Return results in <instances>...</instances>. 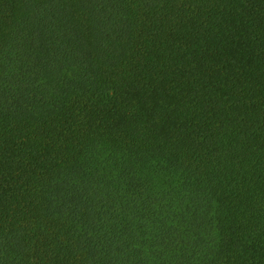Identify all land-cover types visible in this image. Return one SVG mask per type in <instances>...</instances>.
<instances>
[{"label": "trees", "instance_id": "1", "mask_svg": "<svg viewBox=\"0 0 264 264\" xmlns=\"http://www.w3.org/2000/svg\"><path fill=\"white\" fill-rule=\"evenodd\" d=\"M0 264H264V0H0Z\"/></svg>", "mask_w": 264, "mask_h": 264}]
</instances>
